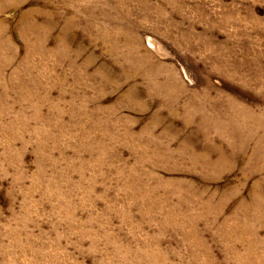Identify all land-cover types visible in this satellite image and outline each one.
Returning <instances> with one entry per match:
<instances>
[{
  "label": "rangeland",
  "instance_id": "374dc122",
  "mask_svg": "<svg viewBox=\"0 0 264 264\" xmlns=\"http://www.w3.org/2000/svg\"><path fill=\"white\" fill-rule=\"evenodd\" d=\"M0 264H264V0H0Z\"/></svg>",
  "mask_w": 264,
  "mask_h": 264
},
{
  "label": "bare ground",
  "instance_id": "6f19581e",
  "mask_svg": "<svg viewBox=\"0 0 264 264\" xmlns=\"http://www.w3.org/2000/svg\"><path fill=\"white\" fill-rule=\"evenodd\" d=\"M132 72V71H131Z\"/></svg>",
  "mask_w": 264,
  "mask_h": 264
}]
</instances>
